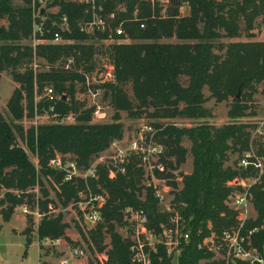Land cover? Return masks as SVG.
I'll return each mask as SVG.
<instances>
[{
	"label": "trees",
	"instance_id": "16d2710c",
	"mask_svg": "<svg viewBox=\"0 0 264 264\" xmlns=\"http://www.w3.org/2000/svg\"><path fill=\"white\" fill-rule=\"evenodd\" d=\"M24 1L25 5H15L14 0H0V22L5 18L9 20L8 27L0 25V72L12 68L15 80L20 84L8 103L10 115L17 121L26 116V111L28 116L34 115L37 83L41 88L50 84L61 95L55 107L60 118L71 112L79 113V116L72 124L57 122L27 130L15 126L18 137L37 155L39 164L36 166L28 151L18 143L12 126L0 115V213L5 221L12 218L16 206L35 197L27 191L37 185L45 197L40 199V208L48 210L53 201L47 198L44 178L54 180L58 186L57 197L64 207L71 204L79 190L85 188V181L65 182L63 174L50 166L51 158L57 153L71 154L80 167H89L114 140L123 138L125 125L120 122L121 111L128 112L132 118L144 114L158 118H210L212 110L205 106L210 98L223 102L233 97L228 112L231 119L251 114L249 104L258 85L264 81V41L225 43L222 39L239 37L242 21L253 36L256 20L262 18L264 23V0H172L165 17L159 5L155 7L156 16L152 17L151 4L143 3L141 16L148 18L146 27L141 28L140 22L125 24L130 37L141 41L114 43L106 48L116 69V82L106 85V96L116 110L115 121L111 123H92L93 109H84V103L77 98L78 87L80 92L85 90V77L79 70L93 71L96 53L100 51L98 41L79 27L81 20L89 18L87 6L62 0L60 12L69 16L72 28L66 36L73 42L39 45L34 49L21 44L32 35L33 0ZM136 2L110 0L108 10L125 4L127 10L120 12V22L132 17ZM184 3L189 5L186 15L180 11ZM99 36L105 38V35ZM174 37L184 42L164 41ZM35 55L52 66L49 71L35 73L31 66ZM71 56L76 58L75 69H65L64 63L56 66L57 62ZM18 67H25V70L19 71ZM182 76L188 77L187 85L182 83ZM128 85L132 95L126 89ZM205 88L210 91L209 97L205 95ZM42 104L50 107L47 102ZM156 125L160 126L159 123ZM185 136L192 142L193 170L183 175V188L175 193L174 201L187 221L191 239L177 264H199L200 260L213 256L209 251L199 249V243L213 231L221 233L238 221L237 212L227 205L234 191L228 182L244 173L225 166V163L230 153L242 155L248 150L251 137L245 126L232 123L221 127L207 123L192 128L165 127L159 133V139L166 147L164 160L173 170L178 166L170 158H175L177 165L186 160L189 150L181 145ZM138 164L139 160H134L128 174L116 179H110L107 169L101 167L99 180L91 181L95 191L101 192L97 190L99 183L108 194L102 208L104 221L87 232L78 228L82 237L91 243L93 252H103L107 247L104 245L106 234L110 236L105 264H133L131 242L117 230L126 224V208L145 209L150 215V226L157 230L171 217L170 213L159 210L154 190L144 184L145 173ZM171 184L177 186L176 182L171 181ZM253 192L258 216L249 222L251 228L264 226V190L256 186ZM68 228L63 214L48 215L41 220L37 233L40 240H55L65 236ZM252 242L264 256V227L252 236ZM27 243H31L29 238ZM153 264H173L165 246L159 245L158 252L153 253Z\"/></svg>",
	"mask_w": 264,
	"mask_h": 264
},
{
	"label": "built area",
	"instance_id": "2783aa9c",
	"mask_svg": "<svg viewBox=\"0 0 264 264\" xmlns=\"http://www.w3.org/2000/svg\"><path fill=\"white\" fill-rule=\"evenodd\" d=\"M62 0H33L32 4V40L36 45H64L73 42L66 35L72 31L70 19L67 14H61L60 2ZM87 6L88 19L79 22L80 30L99 42L127 43L132 40L125 27L128 22H140L141 28L146 27L147 17H142V4L149 3L153 9L152 17L156 16L155 7L163 8L162 16H166L167 6L172 0H136L132 17L125 18L118 22L121 11H126L125 4H120L112 10H108L110 0H66ZM189 8L187 3L180 7L183 14L184 9ZM186 15V14H185ZM99 35H105L100 38ZM65 69L73 70L76 67V58L71 56L64 63ZM98 65V62H97ZM85 77V90L91 97L93 103V119L101 120L106 117L105 111L99 100L103 84L116 82L115 64L109 56L99 63L93 71L79 70ZM50 104L48 112L56 118V122L69 123L76 121L74 113H69L65 118H60L55 112L58 100L61 98L52 85H47L41 95ZM138 137L133 140H126L124 137L114 140L105 152L98 155L97 163L93 161L89 167H80L76 158L71 154L57 153L50 160V166L63 174L65 182L77 183L85 181V188L79 190L77 203L82 208L85 221L90 225H98L104 221L102 208L107 200V192L95 191L90 183L91 180H98L100 168L107 169L110 179H116L119 175H127L130 165L134 160H139L138 167L145 169L151 174H145L144 184L152 187L156 199L159 201V210L171 214L169 226L160 224V230L151 227L149 213L143 208L128 207L124 210L126 224L123 232L131 242V259L133 264H153V253L158 252L159 245L166 248L167 255L178 261L185 246L190 242L191 231L188 229L187 221L174 201L170 191L174 186L170 183L172 175L175 174L176 181H181V174L173 170L164 158L166 157L165 145L160 141L158 132L152 125H144L138 131ZM239 169L242 175L235 177L228 182L234 188L233 193L227 200V205L237 212L238 221L235 225L224 229L221 233L212 232L198 245L201 250H207L213 254L211 258L200 260V264H264V256L252 242V236L264 226L249 227L253 220L251 215L254 207V192L256 186L264 190V153H258L253 149L246 150L239 159ZM166 175V176H164ZM32 190V189H30ZM29 191V190H28ZM27 191V193H28ZM18 193V192H17ZM145 195L142 197L144 199ZM29 201L21 204L22 211L26 215H34L37 219L44 218L56 212V205L50 202L47 211H42L37 199L38 210L32 212L28 206ZM176 205V206H175ZM164 207L165 209L161 208ZM185 206V205H182ZM257 214V212H256ZM210 228L212 225L209 224ZM161 227H163L161 229ZM60 239L51 240L53 244H59ZM72 249V248H71ZM72 253V254H71ZM70 256L62 261V264H71L72 260L84 255V250L75 247ZM105 260L108 254L105 253Z\"/></svg>",
	"mask_w": 264,
	"mask_h": 264
},
{
	"label": "rangeland",
	"instance_id": "374dc122",
	"mask_svg": "<svg viewBox=\"0 0 264 264\" xmlns=\"http://www.w3.org/2000/svg\"><path fill=\"white\" fill-rule=\"evenodd\" d=\"M15 5H25L24 0H14ZM189 13V8L187 7L183 11V15ZM0 25H4L8 27L9 20L7 18L3 19L0 22ZM24 39L21 41V44L23 45H30L34 49L39 46L36 45L34 47V42L31 38ZM138 41V40H137ZM136 40H130L127 43L137 42ZM139 40L138 42H140ZM167 42H184L177 38H171L164 40ZM223 42L229 43L232 41H264V23L262 22V18H258L255 23V29L253 30V36L249 35V32L246 30L245 22H241V34L239 37L235 38H223ZM1 43V41H0ZM109 42L98 43V51L95 56V66H99V63L103 60H105L106 56H109L106 52V48L110 46ZM102 51V52H101ZM67 59L64 61L61 60L60 62L56 63V66L59 64L65 63ZM98 62V65H97ZM33 67L35 73H41L49 71L52 67L44 58H41L39 56H34L33 62L31 64ZM17 70L24 71L25 67H18ZM181 81L184 85L188 84V77L182 76ZM50 85L46 84L45 86ZM107 85V84H106ZM106 85L103 84L102 91L100 95L97 97L96 100H99L101 103L103 110L105 111L106 117L101 120H95L93 119V114L91 118L92 123H111L115 121L114 115L116 113L115 108L113 107L111 100L109 97L106 96L107 90ZM20 84L15 80L13 69L9 68L2 72H0V115H2L12 126V130L15 134L18 133L15 130V126H22L25 128V130L29 129L30 127L34 126L37 127L42 124H54L56 122V118L50 115L48 112L47 106H42L40 103L46 102L45 99L41 97L43 93L44 87H40L37 83H35L34 87V102H35V112L33 116H28L26 111V116L22 120H14L12 115H10V112L8 110V103L16 90L17 87H19ZM127 91L132 95V88L130 85L126 87ZM81 90L78 87L77 92V98L80 100V102L84 103V109H90L92 108L94 111V106L91 101V97L87 94L86 90L80 92ZM206 97L210 96V91L208 88H205L204 90ZM241 96V92L238 93V97ZM233 97H231L229 100H225L223 102H216V100L209 99L205 106L212 110L213 116L210 118H195V119H188V118H158V117H152L148 114H144L137 118H132L129 116L128 112L121 111V119L120 122H122L125 125L124 129V138L126 140H133L134 138H137L138 131L141 130V128L144 125H152L154 129L156 130V133L161 132V130L168 126H175L179 128H192L200 124H210L216 127H221L223 125L227 124H237V125H243L246 128V131L250 134V147L249 149H253L257 151L258 153H264V81L258 85L257 92L253 95V99L250 102L249 105H251L250 112L251 114L237 118V119H231L228 116V112L230 109V106L233 102ZM152 112V110H151ZM77 122L78 114H74ZM65 124H69V122L65 119ZM156 123H159L160 126H157ZM72 124V123H70ZM18 143L23 146L29 154L30 160L38 166L39 161L38 157L35 153H33L19 137H18ZM183 147L187 148L189 151L186 154V160L185 162L181 163L180 165H177L175 158H170V160L173 161L174 165L178 166L177 170L181 174V178L183 180L184 174H190L193 170V156L191 154V145L192 142L189 139L188 136H185L182 140ZM166 148V147H165ZM98 157V156H97ZM97 157L94 159V161L99 164V160ZM241 155L238 152H232L229 154V158L225 163V166L232 167L234 169H239V159ZM101 165V164H99ZM144 173L151 174L150 171L143 170ZM172 179L171 181L176 182L177 186L172 188L170 191L171 198L174 197L175 200V193H177L180 189L183 188V182L176 181V175L171 174ZM44 188L48 192V197L53 201V203L56 205V212L53 214H50L49 216H57L59 214H63L64 221L69 224V228L66 230V235L63 236L61 239V242L59 244H63V246L59 244H53L52 239L46 238L42 239L41 242L38 237V227L40 225V222L43 218L37 219L34 215H26L22 211L21 205H18L14 209V213L12 215V218L9 221H5L2 217V214L0 213V264H39V255L41 252V248L43 249L44 256H49L50 260L46 261L47 264H62L60 262L61 258L63 256H70L71 251L75 247H80L84 250L83 256H78V259L72 260L71 264H90L93 262L94 264H105V253L108 252L110 249L111 244V238L108 234H106L104 245H107L105 250L103 252H98L97 250L93 252L90 248V244L82 237L79 231V227L83 228L85 232H87L90 229L95 228L97 225L93 226L90 224H87L84 220V213L82 211V208L77 203V198L69 205L63 206L60 202L59 198L57 197V189L58 186L55 184L54 180L51 178H44ZM99 180V179H98ZM92 181V180H91ZM90 181V183H91ZM97 181V180H96ZM171 183V182H170ZM97 190H104L102 186L98 183L97 184ZM28 193L35 194V197L32 198V200L28 203V206L32 212L38 210V204L37 199H44L43 192L41 190L40 185H37L32 190L29 189ZM143 199V198H142ZM25 201H28L27 199ZM176 206V205H175ZM255 207V206H254ZM162 209H165L161 206ZM44 211V210H42ZM256 208L255 211L252 210L251 215L253 216V220H256L258 214H256ZM170 221V219H169ZM169 221L167 223H161L164 224L166 227L169 226ZM163 227H161L162 229ZM125 228L117 227V230L122 234V236L125 237V233L123 232ZM27 238L30 239L31 243H27ZM69 238L70 240H67ZM67 242L66 244L63 242ZM73 242L75 245H73ZM68 243L69 246H71L72 249H68ZM95 247V246H94ZM72 254V253H71ZM173 264H177L178 261L173 260ZM200 264V263H199Z\"/></svg>",
	"mask_w": 264,
	"mask_h": 264
},
{
	"label": "crops",
	"instance_id": "0c3cea01",
	"mask_svg": "<svg viewBox=\"0 0 264 264\" xmlns=\"http://www.w3.org/2000/svg\"><path fill=\"white\" fill-rule=\"evenodd\" d=\"M1 226H2V224H1ZM0 226V227H1ZM28 239V238H27ZM40 240V239H39ZM40 242H41V240H40ZM63 243H67V242H63ZM60 246L62 245L63 246V244L61 243V244H59ZM68 249H71V246H69V243H68ZM67 257H69V255L68 256H63L62 258H61V260H60V262L62 263V261L64 260V259H66ZM39 264H47L46 263V261H48V260H50V257L49 256H44V253H43V249L41 248V252H40V255H39Z\"/></svg>",
	"mask_w": 264,
	"mask_h": 264
}]
</instances>
